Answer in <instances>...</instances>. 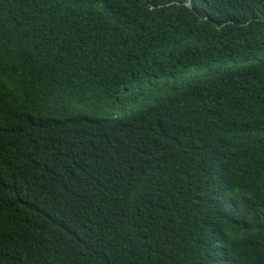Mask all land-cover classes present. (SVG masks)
<instances>
[{
  "label": "trees",
  "instance_id": "16d2710c",
  "mask_svg": "<svg viewBox=\"0 0 264 264\" xmlns=\"http://www.w3.org/2000/svg\"><path fill=\"white\" fill-rule=\"evenodd\" d=\"M0 24L83 141L0 131V264H264V0H0ZM107 100L136 112L86 126Z\"/></svg>",
  "mask_w": 264,
  "mask_h": 264
},
{
  "label": "clouds",
  "instance_id": "9594fccd",
  "mask_svg": "<svg viewBox=\"0 0 264 264\" xmlns=\"http://www.w3.org/2000/svg\"><path fill=\"white\" fill-rule=\"evenodd\" d=\"M8 39L5 28L0 24V131L4 142L10 139L12 145L14 144L18 135L14 131L29 129L39 134L51 132L52 138H59L64 142L71 154L77 152L83 141L67 130L66 123L71 118L78 117L64 112L46 116L42 111L32 108L35 97L30 94L29 81L21 78L12 66L2 59ZM13 43L18 51L17 39ZM93 106L94 110L89 114L82 109L87 114L81 118L86 126L94 129H105L109 126L108 131L113 132L136 112L135 108L108 100L104 104Z\"/></svg>",
  "mask_w": 264,
  "mask_h": 264
},
{
  "label": "rangeland",
  "instance_id": "374dc122",
  "mask_svg": "<svg viewBox=\"0 0 264 264\" xmlns=\"http://www.w3.org/2000/svg\"><path fill=\"white\" fill-rule=\"evenodd\" d=\"M198 73H201V71L199 69L191 68L187 72H185L179 79L183 80V79H186V77H188V76H191V75H194V74H198Z\"/></svg>",
  "mask_w": 264,
  "mask_h": 264
}]
</instances>
